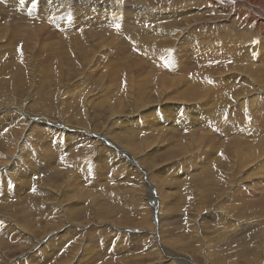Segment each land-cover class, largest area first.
Wrapping results in <instances>:
<instances>
[{
  "label": "rangeland",
  "instance_id": "obj_1",
  "mask_svg": "<svg viewBox=\"0 0 264 264\" xmlns=\"http://www.w3.org/2000/svg\"><path fill=\"white\" fill-rule=\"evenodd\" d=\"M263 20L0 0V264H264Z\"/></svg>",
  "mask_w": 264,
  "mask_h": 264
},
{
  "label": "bare ground",
  "instance_id": "obj_2",
  "mask_svg": "<svg viewBox=\"0 0 264 264\" xmlns=\"http://www.w3.org/2000/svg\"><path fill=\"white\" fill-rule=\"evenodd\" d=\"M220 2V1H219ZM211 3H212V0H211ZM214 4V3H213ZM252 6V5H251ZM249 8V7H248ZM253 8V7H252ZM121 10V9H120ZM250 10V9H249ZM247 11V10H246ZM5 12V11H4ZM254 12V11H253ZM175 16V13H170V17H174ZM2 18H4V17H2ZM264 21V20H263ZM1 26L2 25H0V45L2 44V43H4V42H7V39H6V37H5V35L2 33V31H1ZM260 28V27H259ZM263 28H264V26H263ZM6 30V29H5ZM261 30V29H260ZM263 30V29H262ZM7 34V33H6ZM8 41H9V39H8ZM237 94V93H236ZM182 94L181 93H179L178 95H176L174 98H176V99H178L177 100V102L176 103H174V105H175V107L172 109V114L174 115V116H177L178 114H179V112L180 111H184V106L182 105ZM261 98L262 97H260L259 95H256L255 97H252V98H248V97H245V98H243V101L242 102H240L239 100H237V105L239 106V107H241V108H245V109H248L249 107H251V108H255L254 106H256V107H258L257 105H255V104H252V101L254 100V99H257V100H259L260 102H261ZM188 102L191 104V102L192 101H189L188 100ZM178 103V104H177ZM262 103V102H261ZM192 105V104H191ZM162 112H164V110H162ZM185 112V111H184ZM153 115V113H150V114H147L146 116L145 115H143L142 116V119L143 118H146V117H149V116H152ZM145 116V117H144ZM123 122L124 123H127V127H126V129L127 130H135V127L132 125V124H138L139 122H140V120H138V119H133V120H130L128 117H123ZM29 122H31V118L30 117H28V119H27ZM244 156V154H242V157ZM132 159H128L127 158V160H126V162L124 163V164H122L119 168H122L123 166H126V164L128 163L129 165H131V166H133V164L134 163H132ZM120 163L119 162H117L116 163V165H119ZM231 173H229V175H230ZM233 175V174H232ZM228 176V175H227Z\"/></svg>",
  "mask_w": 264,
  "mask_h": 264
}]
</instances>
